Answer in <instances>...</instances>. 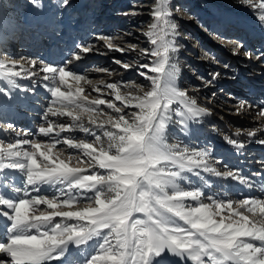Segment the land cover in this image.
Listing matches in <instances>:
<instances>
[{
  "label": "snow or ice",
  "instance_id": "1",
  "mask_svg": "<svg viewBox=\"0 0 264 264\" xmlns=\"http://www.w3.org/2000/svg\"><path fill=\"white\" fill-rule=\"evenodd\" d=\"M69 2L62 0V6ZM244 4L259 12L264 26V0ZM150 15L144 35L151 47L140 49L149 62L138 66L150 84L147 90L135 82H94L69 69L82 59L80 53L93 51L91 45H77L64 66L40 62L50 97L38 128L46 141L0 140V257H8L7 264H264V198L225 200L199 184L182 186L192 184L185 174L197 177L203 188L211 183L202 173L249 187L251 181L238 169L214 167L207 149L169 143L173 125L186 129L210 112L177 85L174 38L179 33L169 0H154ZM97 39L109 51L137 50L134 44L118 46L110 36ZM114 62L125 70L134 67ZM28 63L0 60V81L15 88L16 78L37 75L38 62ZM211 75L213 81L220 77ZM0 93L11 98L5 88ZM251 107L241 102L236 114ZM257 116L264 120V107ZM72 132L85 138L62 135ZM226 143L245 146L231 138ZM8 172L20 174L22 187L8 182Z\"/></svg>",
  "mask_w": 264,
  "mask_h": 264
},
{
  "label": "rangeland",
  "instance_id": "2",
  "mask_svg": "<svg viewBox=\"0 0 264 264\" xmlns=\"http://www.w3.org/2000/svg\"><path fill=\"white\" fill-rule=\"evenodd\" d=\"M153 4L154 0H70L68 6H62V0H37L36 4L32 0H0V36L15 38V40L22 37L35 38L32 40L40 45L33 51L34 53H26L20 50L21 44L14 45V42L8 40L6 46H11L13 53L11 52L9 56L1 55L0 59L22 55L23 58L29 57L24 64L25 67H29L28 62L37 60L38 56H43L51 49L50 41L57 42V46L53 47V54L58 55L56 51L65 48L64 37H71L74 43L72 51L67 49L63 54L64 57H71V52H78V49H75L77 45H91V41L96 40L98 36H111L118 41L121 47L134 44L137 50L121 54L101 46L92 51L91 58L82 62L77 61L76 65H79L83 73L94 82L106 76V79H110L108 83L135 82L143 85L147 90L150 84L139 76L138 71L143 69H138V66L149 62L148 57L140 55V49L151 47L144 33L148 31L149 24L152 22L150 12ZM169 7L172 13L171 19L177 24L179 33L174 38L178 49L174 53V60L180 69L177 85L182 90H189L188 94L195 98L200 106L209 109L210 114L201 117L196 122H189L186 129L178 124L173 125L170 128L168 140L169 143H179L190 148L207 149L211 153L213 143H217V146L221 148L226 146L225 140L234 139L237 129L232 127L230 119L243 118L241 114H236L238 104L235 103L234 94L242 92L246 95L245 92H248L251 85H253V90H256L261 84L260 72L264 70V55H261L264 53V26L258 20L259 12L254 13L245 6L244 0H169ZM109 27L111 32H104V29ZM243 30L246 31L245 34L248 37L244 35ZM221 35L225 36L226 43L219 41ZM85 36L86 41H82L86 38ZM246 38L250 40L246 44V46H251L250 49L244 52L245 50L240 48V54L233 55L239 43H244ZM218 43L227 46L223 47ZM3 44L1 42L0 46L5 48ZM228 44L232 46L229 47ZM223 51L225 56L220 53ZM103 52H105L104 57ZM245 53L251 54V58ZM257 57L260 58L257 59ZM115 60L132 64L134 67L125 70L116 64ZM225 65L229 66L225 67ZM231 65L235 69L237 66L244 71L247 69L244 65L252 67L246 74L244 73V76H252V79L257 82L254 83L250 81L252 79L245 78L247 82H232L235 86L229 89L216 88V84L213 87L210 80L212 79L211 74L218 71L220 75H227L225 70L230 69ZM96 69H106L107 72H97ZM36 72L37 75L31 78L42 74ZM96 72L104 75L99 77ZM239 72L236 69L233 75L239 78V75L241 76ZM21 79L16 78L18 87L12 89H21L19 86ZM217 80L225 82L226 77L220 76ZM0 88L9 91L11 89L3 81H0ZM22 90L27 91V89ZM125 90L122 89V91ZM92 95L97 94L93 92ZM249 97L252 98L250 95ZM6 99L10 98L6 97ZM174 119L178 118L174 117ZM72 134L84 137L83 133L72 132ZM211 161L213 164L215 159L211 157ZM185 175H188L192 181V184L184 182L182 186L185 188H191L195 183H202L195 176Z\"/></svg>",
  "mask_w": 264,
  "mask_h": 264
},
{
  "label": "bare ground",
  "instance_id": "3",
  "mask_svg": "<svg viewBox=\"0 0 264 264\" xmlns=\"http://www.w3.org/2000/svg\"><path fill=\"white\" fill-rule=\"evenodd\" d=\"M105 15H106V12L104 13V16ZM98 17L100 18L101 16H98ZM105 19L107 20L108 18H105ZM107 24L106 26H108ZM106 31L111 32V28L110 27L105 28L104 32ZM243 32H244V35H246L245 34L246 31L243 30ZM246 36L248 37V35ZM0 37H1L0 43L3 42L4 43L3 45H5V48H2L0 46V56L1 55L9 56L11 52L13 53V49L11 46L9 47L6 45L8 43V40H10L9 42L13 43L15 41V38H11V37L3 38L2 36ZM219 38H220L219 41L221 43L227 42L225 36L221 35V37ZM32 39L34 38H24L23 40L24 42H26L28 49L21 48L20 50H25V51H29V53L31 52L34 53L33 51L35 50L34 48H31V46H34V47H38V46L36 43H34L35 41H33ZM85 39H87V37L84 38L82 41H86ZM95 39L96 40L91 41L92 42L91 46L93 47V51H95V49H97L98 47L104 46V42L102 40H98L97 38ZM243 42L244 43H242L243 47L241 48V50H245L244 52H247L250 49L249 47L251 46L249 45L246 46V44H248L250 40L249 38H246V41L244 40ZM51 43H55V42L50 41L49 46L52 45L51 49L46 51L47 49L45 48L44 50L46 52L43 54V56H38V59L35 60L38 63H37V68L34 69V71H38V73H42L39 71L40 62H43L44 64H49L52 66H64L65 61L72 59V56L64 57L63 55L64 50L66 51L68 49V51H72L71 49L73 48L74 43L71 37L69 38L64 37L63 44L65 45L64 46L65 48L63 47L64 49L60 48L59 50H57L56 52H58V55L53 54V51H54L53 47L55 48L57 46V42L54 45ZM114 43L117 44L118 46H121L120 44H118V41L115 39H114ZM219 45L223 47L227 46L223 44L222 45L219 44ZM228 45L229 47L232 46V44L231 45L228 44ZM75 49L77 50L78 48H75ZM72 53L74 52H71L70 54L72 55ZM220 53H222L221 55L225 56L224 51ZM104 54L105 52H103L102 54L103 57H104ZM59 55H61V57ZM80 55L82 59L78 62H82L93 56L92 52L88 54L81 53ZM23 57L24 56L22 55L14 56L12 58L10 57V59H16L20 61L21 64H25L29 57L27 58H23ZM76 63L77 61H73L71 64L67 65V67L74 72L82 74L83 70L80 68L79 65H76ZM238 66L242 68L240 65ZM244 66L247 68L245 71L244 69H242L243 71L240 70L236 66V69L240 71L239 73H241V76L239 75V78H237V75L236 76L235 74L233 75L236 69L234 68V66L231 65L230 69L225 70L227 75L226 74L220 75L221 77H224V76L226 77L225 82H221L218 80L213 81L212 79H210L212 81L213 87H214V84H216L215 85L216 88L220 87L224 89H229V87L235 86V84L232 85V82L233 83L244 82L247 79L248 80L252 79V76L250 77L244 76V73L246 74V72L249 71V69H251L252 67L246 66V65ZM17 69L19 70V68ZM260 73L262 75V78H261L262 80L260 82L261 84L258 85L256 90H253L252 88L253 85H251V87L248 88V92H245L246 95H244L242 92L234 94L236 98L235 103L238 104V106L241 102H245L246 105L252 106L251 108H247L245 111H242L240 113L241 117L243 118H240V119L231 118L230 119L232 127H235L237 130L238 129L241 130L239 135L234 134V139L242 142L245 145L244 148L236 149L233 146L226 143V140H225V144H226L225 147L219 148L217 146V143H213L212 149H211V157L215 159V162L213 163L214 167L218 168L221 171L225 170V168L238 169L242 175L250 178L251 187L246 186V185H240L236 181H233L231 179L222 180L214 176H211L207 173H202L204 174L205 179H207L211 183V187L203 188L202 183H195L194 185L191 186V188L196 187L199 184L202 187V190H204L205 192H212L216 194L217 198H221L225 200H228V199L238 200V199L252 198V197L264 198V187H261V185L264 184V145L257 143L258 140H264V131H261V129L264 128V120H260L257 116V113L259 112L260 108L264 107V94H263L264 92V81H263L264 70H262ZM43 75L44 74L42 73L38 77H35V78H30V79L26 78L24 80L21 79L22 81L20 82L21 84L19 85L21 89H12V88L10 89V92H11L10 99H6V96L0 93V140L4 142H11L16 139L27 138V139H36V140L46 141L47 138L40 136L38 132L39 126L44 123L42 114L44 113L46 106L48 105L49 98H50L49 93L46 91L44 87V85L48 82L43 80L42 78ZM83 75L85 74L83 73ZM103 75L104 74L102 73H97V76L99 77ZM105 77H101V79H99L98 81L104 80L105 82H110V79L108 78L106 79ZM250 81L254 83L257 82V80L255 81L253 79ZM98 86L101 87L102 85H98ZM22 89H27V91H23ZM186 91L188 92L189 90H186ZM249 95L252 96V98L249 97ZM253 95L254 96L257 95L259 97L256 99L257 96L254 97ZM233 108L236 109L235 107ZM7 125H11L12 128L11 129L7 128ZM250 130L256 131V135L254 137L247 136V132ZM16 132H21V133L28 132V133H32V135L29 137H24V136L18 137L16 135ZM62 135H72V136L79 137L77 134L73 135L72 133H64ZM79 138H85V137H79ZM59 147H65V146L61 145ZM69 151H72V150H69ZM217 161L219 163H217ZM256 173H259L260 175H254ZM21 179L22 177L20 176L19 173L8 172L7 174V180L10 184H15L17 186L22 187ZM3 184H4V174L0 173V186H2ZM2 191H3V187H0V192ZM19 195H22V193ZM205 202H208V201L205 200ZM3 236H4V222L2 219H0V238H2ZM8 259L9 258L6 256L0 257V264H7ZM54 264H56V262H54Z\"/></svg>",
  "mask_w": 264,
  "mask_h": 264
}]
</instances>
